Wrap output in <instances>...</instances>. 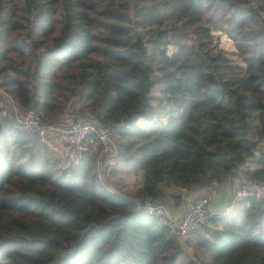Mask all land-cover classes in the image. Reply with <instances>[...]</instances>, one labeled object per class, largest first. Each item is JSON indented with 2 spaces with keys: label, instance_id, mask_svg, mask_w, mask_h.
<instances>
[{
  "label": "trees",
  "instance_id": "obj_1",
  "mask_svg": "<svg viewBox=\"0 0 264 264\" xmlns=\"http://www.w3.org/2000/svg\"><path fill=\"white\" fill-rule=\"evenodd\" d=\"M5 94L46 120H96L113 182L98 138L63 168L2 114ZM238 169L264 179V0H0V264H264L254 201L184 240L144 208Z\"/></svg>",
  "mask_w": 264,
  "mask_h": 264
},
{
  "label": "built area",
  "instance_id": "obj_2",
  "mask_svg": "<svg viewBox=\"0 0 264 264\" xmlns=\"http://www.w3.org/2000/svg\"><path fill=\"white\" fill-rule=\"evenodd\" d=\"M5 99L2 114L13 120L21 130L35 134L44 141L61 159L63 168L79 165L94 138H98L104 145V153L115 150L114 153L117 154L116 145L109 132L89 116L69 112L59 121L46 120L37 108L23 107L9 94H5ZM98 177L101 181L105 179L102 159L98 162ZM207 190L208 188L195 191L193 197L186 201L181 212L176 215L167 201L162 199H144V208L166 226L171 234L184 240L192 233L201 231L217 215L211 209V198ZM244 200L258 203L264 212L263 178L252 177L241 181L233 192L232 201Z\"/></svg>",
  "mask_w": 264,
  "mask_h": 264
},
{
  "label": "crops",
  "instance_id": "obj_3",
  "mask_svg": "<svg viewBox=\"0 0 264 264\" xmlns=\"http://www.w3.org/2000/svg\"><path fill=\"white\" fill-rule=\"evenodd\" d=\"M244 179H246V176L243 174L241 169H238L234 173L230 174L227 180L223 183L215 184L213 187H208L207 193L210 195V206L214 214L221 213L222 210H224L232 202L234 190ZM194 192V190H184L181 192L182 197L180 199L172 197L167 200V203L172 208L174 215L181 212L186 201L193 197Z\"/></svg>",
  "mask_w": 264,
  "mask_h": 264
},
{
  "label": "rangeland",
  "instance_id": "obj_4",
  "mask_svg": "<svg viewBox=\"0 0 264 264\" xmlns=\"http://www.w3.org/2000/svg\"><path fill=\"white\" fill-rule=\"evenodd\" d=\"M216 34L218 36L217 44L219 46H221L222 48L227 49L229 52H235L236 48H235L234 42H233V40L231 38H229L227 36V34L220 33V32H216ZM170 50L173 51L174 50V46H171ZM157 102H158V100H157ZM164 105H165V102H164ZM113 143H115V142L113 141ZM111 148H113V145L111 146ZM114 152H115V150H112V152H110L113 155H111L110 153H104V152H100V155H99V156H103V158L105 160L104 161V166L107 167V168L105 167V169H106V181L108 180L110 183L113 182L112 179H114V178L113 177L112 178L109 177L108 171L110 169H112V168H118V164L116 162L117 158L114 157V156H116ZM108 154H109V156H113V157L109 158ZM123 164H125V163H123ZM125 166L128 167L127 165H125ZM119 167L121 168L122 165H119ZM118 175L121 177L120 186H122L123 189L128 190V191H132L133 189L135 190V189L140 187L141 179H137V176H135V175H133L131 173H126V172H124V173L118 172ZM210 224H211V222H210Z\"/></svg>",
  "mask_w": 264,
  "mask_h": 264
}]
</instances>
